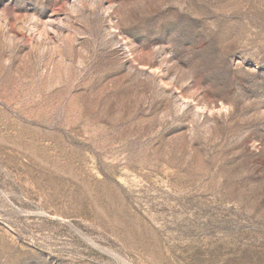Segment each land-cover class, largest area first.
<instances>
[{
	"label": "rangeland",
	"instance_id": "rangeland-1",
	"mask_svg": "<svg viewBox=\"0 0 264 264\" xmlns=\"http://www.w3.org/2000/svg\"><path fill=\"white\" fill-rule=\"evenodd\" d=\"M0 264H264V0H0Z\"/></svg>",
	"mask_w": 264,
	"mask_h": 264
}]
</instances>
